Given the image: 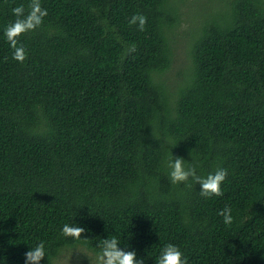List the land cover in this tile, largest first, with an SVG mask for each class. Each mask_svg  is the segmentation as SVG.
<instances>
[{
  "label": "trees",
  "instance_id": "16d2710c",
  "mask_svg": "<svg viewBox=\"0 0 264 264\" xmlns=\"http://www.w3.org/2000/svg\"><path fill=\"white\" fill-rule=\"evenodd\" d=\"M184 2L41 0L20 63L4 30L29 0H0V264L41 242V264L60 248L96 255L111 236L144 264L167 244L188 264H264V0L187 18L191 76L171 90ZM172 157L200 176L226 169L223 195L172 184ZM74 223L75 242L61 234Z\"/></svg>",
  "mask_w": 264,
  "mask_h": 264
},
{
  "label": "clouds",
  "instance_id": "9594fccd",
  "mask_svg": "<svg viewBox=\"0 0 264 264\" xmlns=\"http://www.w3.org/2000/svg\"><path fill=\"white\" fill-rule=\"evenodd\" d=\"M12 14L15 20L10 22L5 30L4 36L12 50V58L20 63H23L26 58V49L20 43V37L28 32H33L44 23L47 17V9L42 7L41 0H29L27 10L23 4L12 9ZM131 25H138L139 31H144L147 24V18L143 15H133L129 21ZM169 169V179L172 184H180L191 179L195 184L200 185V195L205 198L212 196H222V185L225 182L228 172L226 169L217 168L215 172L209 173L207 176L197 174L196 167H185V161L182 157H172L167 162ZM223 218L226 226L233 223L232 209L225 206L219 213ZM86 229L74 224H65L62 228V236L72 241H80ZM87 240V239H85ZM119 239L111 236L107 239H102L99 244V251L96 254L95 264H144V260L138 259L135 251L128 250V247L121 248ZM64 249H58V255L63 256ZM46 258L45 244L43 242L25 253V264H41ZM49 264L51 262L48 260ZM156 264H188V260L184 254L174 244H167L161 250Z\"/></svg>",
  "mask_w": 264,
  "mask_h": 264
},
{
  "label": "rangeland",
  "instance_id": "374dc122",
  "mask_svg": "<svg viewBox=\"0 0 264 264\" xmlns=\"http://www.w3.org/2000/svg\"><path fill=\"white\" fill-rule=\"evenodd\" d=\"M225 5L223 0H212L211 3L207 0H185L181 6V16L183 19L182 30L187 31L183 33L181 30L173 43L174 56L172 67L165 76L166 82L171 90L176 89L185 75H187L188 78L191 76V58L188 56L190 53L189 34H192L194 28L188 30L189 22H186L187 18H192L193 16L202 18L206 13L208 14L211 9ZM95 260L96 255L93 252L83 247H78L76 249L65 250L63 256H58L53 264H95Z\"/></svg>",
  "mask_w": 264,
  "mask_h": 264
}]
</instances>
